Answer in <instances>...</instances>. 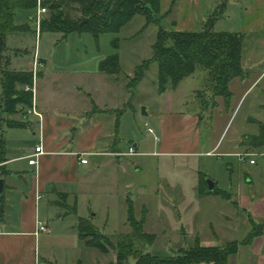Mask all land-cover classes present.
<instances>
[{"label": "rangeland", "instance_id": "374dc122", "mask_svg": "<svg viewBox=\"0 0 264 264\" xmlns=\"http://www.w3.org/2000/svg\"><path fill=\"white\" fill-rule=\"evenodd\" d=\"M35 1L33 8L16 12L14 24L17 29L6 35L4 64L9 71H34L44 75L43 78L39 76L41 79L36 77L33 88V93L39 101H76L83 99L90 101L86 93L85 95L76 93L80 91L77 88L79 87L87 92L94 90L92 99L99 102L105 101L110 105L117 103L124 105L127 102L128 113L122 118L125 131L123 133L125 142L122 143V150L126 151L130 144L136 143L139 145L140 151L147 155L156 151L158 139L161 138L162 134L160 132V116L164 113L165 104L169 105L172 97H175L174 113L183 112L189 114V117L194 114L200 115L198 118L202 119L200 126L202 130L199 131L202 135L204 151H209L212 142L218 139L224 140L223 148L228 147L239 134V130L243 129L244 119L248 115H250L249 121L258 127L256 121L261 120L254 116L253 110L249 109L252 100L248 99L237 109H232L233 106L225 105V102H222L225 98L220 96L216 97L218 100L215 104L212 100V92L208 87V77L205 75L206 78L204 79L205 76L202 71L204 69L201 67H198L194 74L181 80L175 92L171 89H168L167 93L159 91V67L156 62L148 67L141 81L135 82L137 68L144 61L152 59L154 56L153 47L157 41L160 28L165 31L176 30L171 23L173 16L161 13L157 4L154 5V12L149 10L148 4L140 0H135L134 10L131 7L118 5L114 8V15L108 20H104L99 14L86 15L82 12L81 4L73 2L66 9L69 17L75 20L79 19L82 24L89 25L99 35L97 38L89 31L68 34L69 29L67 28H65L67 33L54 29L55 24L50 21V10L38 25L35 19L40 7V0ZM220 1L203 0V8L207 10V4H209L208 9L211 10L213 4L216 3L213 11L211 10L209 13L214 14ZM226 1L228 12L225 11L218 18L214 29L229 32L240 30V14L245 7H248V2L246 1L242 8V4L237 3V0ZM43 2L44 0H41V4ZM162 2L164 3V0ZM126 16L128 17L126 18ZM165 19L169 21V24L164 22ZM63 20L65 19L63 18ZM204 22L199 23L198 28L195 29L199 31ZM106 24L113 32H104ZM60 26L61 29L66 27L63 23ZM186 27L190 26L181 24V31H187ZM260 35L262 34L253 33L252 30L244 36L242 66L245 72L251 74L250 77L254 79L264 70V57H262L264 56V38ZM116 38L119 43L118 48L114 47L113 44ZM115 53L120 56V73L107 74L104 81L102 76L92 77L88 80V75L91 72H99L100 61ZM84 71L85 75H83ZM238 82L239 77L231 84V90L234 93L232 102L238 99L241 92L242 85ZM67 85L70 86L65 88ZM102 87L107 88L104 90ZM2 94V74H0V127H5V129L8 127L13 130L10 134L3 133L5 136L0 132V137H5L6 145L10 149H21L20 145L24 148H34L35 140L34 137L32 138L34 135H28L30 133L25 127L9 126L11 118L4 111ZM262 99L264 100V96ZM218 105L217 114L214 113L215 115L211 120V114ZM143 107H145L146 114H143ZM233 111L235 113L231 120ZM26 112L27 108L24 113L15 115L14 118L20 120L31 118L32 115L26 114ZM25 114L26 117H24ZM210 120L213 130L207 131L204 124H209ZM188 124L179 125L182 136L194 137L197 133L193 132L190 129L192 128L191 125L189 128ZM177 126H170L169 132L172 134L174 129L178 131ZM149 127L153 128V132H149ZM249 137H253V135ZM240 140L246 142L247 138L244 139V136H241ZM250 148L245 150L244 154L248 153L246 158H249V161L250 159H257L256 165H251L249 162H239V157L236 154L223 155V159L217 156L160 155L155 157L158 158L156 160L151 156H146L145 158L149 161L143 162L144 173L139 175L138 184H145L143 179L153 177L155 169L158 167L157 170L159 169L161 176L167 177L174 183L179 182L184 185L189 210L188 212L184 211V214L181 212L184 197L177 194L181 190L161 181L158 192L154 191L152 196L140 201L137 200L134 203V214L138 220L142 217L141 213L144 206L148 205L149 213L146 215L144 230L147 233L157 235L153 245L140 243L137 246L142 248L141 250L144 252L170 255L190 247L196 238H199L204 245H223L225 242L236 241L239 243L240 249L238 254L230 259V264H256V255L249 252V245L242 243L245 242L249 234L264 228V220L254 218L250 211L240 205L237 195L234 193L236 192L234 189L236 184H240L239 181L246 182L253 178V182H246V186H250L253 192L258 191L261 183H264V147L260 149ZM260 152L262 153L260 154ZM14 154L16 153L13 151L9 156ZM142 158L144 157H138L136 163L139 164ZM152 160L157 165H154ZM4 163H0L1 176H4L7 171ZM229 166H233V169H229ZM108 172L107 166L104 169L101 168L100 175H97L96 187L97 192L105 196L106 202H110L109 206L101 202L99 197L89 199L84 194L77 199V206L73 204L74 201L72 200L73 206L70 207L65 204L66 197L64 194H58L57 206L59 213L63 215L61 218L53 217V228L56 224V230L52 234L53 239L50 242L47 240L41 242V255L48 261H46L47 264H117L114 249L110 253L104 254L96 248L88 247L80 240L77 231L79 219L84 217L94 221L93 223L99 227L101 233L105 234L114 245L118 244L120 235L132 232L131 224L128 221L130 195L122 193V199L125 200L124 214L122 215L117 204L118 197L106 196L110 195L111 189L108 188V185L112 175L110 174L111 176L106 178ZM201 176H205L206 180H213L217 190L227 188L231 191L221 189L218 190L219 193L210 195L198 194L202 198L198 202L194 199V187L197 182L196 178ZM206 188L208 189V185ZM107 210L110 212L109 216ZM95 214L96 216H92Z\"/></svg>", "mask_w": 264, "mask_h": 264}, {"label": "crops", "instance_id": "0c3cea01", "mask_svg": "<svg viewBox=\"0 0 264 264\" xmlns=\"http://www.w3.org/2000/svg\"><path fill=\"white\" fill-rule=\"evenodd\" d=\"M162 1L160 10L163 14L169 10L175 1L170 15L173 16L171 23L175 22L172 27L176 30H181V24H187L190 26L185 28L187 31H193L198 28L199 23L206 21L216 4H213V9L211 10L208 9L209 4H207V10H205L203 8V0H164V3ZM246 1L248 2V7L241 11L239 18L240 30H234V32L248 34V32L253 30V33L262 34L260 36L264 38V0H237V3L242 4L243 8ZM226 11L228 12L227 8ZM164 22L169 24L166 19ZM194 31L197 30L195 29ZM259 58L261 59V57ZM202 71L204 76L207 75V72ZM83 75H85V71ZM105 75L107 74L100 71L91 72L88 75V80L92 77L102 76L104 81ZM250 75L246 72L244 75L246 79L239 77L238 83L242 85V88L238 99H236L237 102L236 100L231 101L234 95L233 90H231V84L236 78L230 82L232 93L230 100L226 101L224 99L225 101L223 100L222 102H225L228 107L233 106L232 109H237L250 99L252 102L249 109L253 110L252 112L256 118L264 122V100L262 99L264 96V83L262 84L264 81V70L259 73L256 79L250 77ZM40 76H42L41 78L44 77V75ZM37 77L40 78L39 76ZM69 86L67 85L65 88ZM77 88L80 91L76 93L81 95L86 93L90 101L87 99L86 101L85 99L76 101H39L38 97L34 95V106L42 114V117L29 113V109H27L26 114H30L32 117L22 121L26 122L25 128L30 133L28 135H34L32 138L34 137L35 147L24 148V146L20 145L21 149L16 150L7 146V161L4 163L7 171L4 176H1L2 170H0V178L4 179L5 182L2 192L4 213L0 217V264H47L48 261L41 255V242L42 240L50 242L53 239L52 234L56 230V224L53 228V217L58 216L61 218L63 215L59 213V207L57 206L58 194H64L66 197L65 204L70 207L73 206L72 200L74 201L73 204L76 205L79 196L84 194L89 199L99 197L101 202L109 206L110 202H106L105 196L98 193L96 187L97 175H100L101 168L104 169L105 166L109 170L106 178L110 174L112 175L111 182L108 185V188H111L110 195L106 196L118 197L117 204L119 205L120 214L122 213L123 215L125 200L122 199V193L130 195V200L135 203L137 200L140 201L152 196L154 191L158 192L161 181H165L169 186L173 185V188L181 190L180 193H177L184 197L181 212L184 214V211L188 212L189 210L187 208L189 205L186 202L184 185L179 182L174 183L167 177L161 176L159 169L157 170L158 167H156L153 177L143 179L145 184H138L139 177L144 173L143 162L147 163L149 161L145 158L146 156H151L156 160L158 158L155 157L160 155L217 156L223 159V155L236 154L239 157V162H249L251 165L257 164V159H255L254 163H251L249 158L242 160L239 156V153H244L245 150H249V147H251L250 149L253 148L249 144V136H255L259 133V127L249 121L250 115L244 119L243 129L239 130V134L228 147L223 148L224 140L218 139L212 142L209 151H204L202 135L199 131L202 130L200 127L202 119L198 118L200 115L194 114L189 117V114L183 112L174 113L175 97H172L169 105L165 104L164 113L160 116V132L162 134L161 138L158 139L156 151H153L151 155H147L145 152L140 151L138 144L134 143L129 145V149L131 146L135 147L138 154L132 155L129 154V149L126 151L122 150V143L125 142L122 118L128 113L127 102L124 105H119L118 103V105H110L105 101L99 102L96 99H92V94L95 93L93 89L92 92H87L79 87ZM106 88L102 87L104 90ZM176 89L171 90L175 92ZM212 100L216 104L218 99L212 97ZM218 107L219 105L211 114V120L217 114ZM234 113L235 111L230 117L231 120ZM19 114L21 113L9 114L8 116L11 118L10 120L18 121L20 119H16L14 116ZM26 114L24 117H26ZM211 120L209 124H204V128L207 131L213 130ZM187 123H189V128L191 125L192 128L190 129L197 133L194 137L190 136L187 138L182 136L181 126L179 125ZM175 125H178V131L174 129L171 134L169 127ZM12 131L8 127L7 129L0 127L2 134H10ZM3 135L5 136V134ZM241 136H244V139L247 138V141L240 140ZM40 144L42 149L40 152H36L35 148ZM13 151L16 154L9 156ZM36 153L37 155L33 157V154ZM256 153L259 152L256 151ZM140 156L144 158L137 164V159ZM31 158L36 160L35 164L29 162ZM82 159H87L88 161L83 163L81 162ZM153 163L157 165L156 162L153 161ZM229 169H233V166H229ZM247 174L246 176H248ZM196 181L194 199L200 202L199 200L202 198L198 195L199 178H196ZM253 181V178H250V181L246 182L250 183ZM239 182L241 185L239 183L236 184V188H234L236 192L234 193L237 195L240 205L250 211L254 218L264 220V183H261L258 191L253 192L250 186H246V182ZM220 189L231 191L227 188ZM118 190L121 191L118 192ZM147 206L144 207L148 209ZM107 214L109 216V210H107ZM92 216H96V214ZM40 223L46 224L48 231H40ZM249 252L256 255V264H264V232L251 242Z\"/></svg>", "mask_w": 264, "mask_h": 264}, {"label": "trees", "instance_id": "16d2710c", "mask_svg": "<svg viewBox=\"0 0 264 264\" xmlns=\"http://www.w3.org/2000/svg\"><path fill=\"white\" fill-rule=\"evenodd\" d=\"M148 4L149 10L154 12V5L161 6V0H140ZM35 0H0V72L2 74V103L7 114L24 113L25 109L34 106L33 88L35 79L40 74L34 71H9L4 64V51L6 47V35L16 31L14 24L17 11H26L34 7ZM73 2L81 4L82 12L86 15L94 16L99 14L104 20H108L114 15V8L118 5L131 7L135 0H44L43 5H47L50 10V21L55 24L54 29L67 33L92 32L95 37H99L93 29L79 19L69 17L68 9ZM46 3V4H45ZM175 1L165 13L171 15ZM157 8V9H158ZM227 8V1L221 0L215 10L203 23L199 31H165L160 28L157 41L153 47L154 56L152 59L144 61L136 71L135 82L141 81L145 76L148 67L156 62L158 64V87L161 93L168 89H176L180 81L185 77L195 73L198 67L204 69L208 74V87L212 92V97L222 96L229 101L232 93L230 82L237 77H244L245 70L242 66L244 51V33L216 31L215 25L220 16ZM128 16H126L127 18ZM63 18L65 20H63ZM64 21V22H63ZM103 21L101 20V23ZM66 27L61 29V24ZM100 23V21H99ZM175 22H173L174 24ZM71 27V28H70ZM104 32H113L106 24ZM101 33V32H100ZM99 33V34H100ZM114 47L118 48L119 43L116 38L113 41ZM120 56L118 53L107 56L99 63V71L108 75L119 74L121 71ZM27 113V112H26ZM259 133L249 138L253 148L264 147V123L256 121ZM10 127H25L26 122L22 120L9 121ZM6 140L0 137V163L7 161ZM248 154V153H247ZM248 157V155H247ZM200 185L198 194L219 193L216 189L210 192L206 188L207 180L205 176L199 177ZM3 193L0 195V217L4 213ZM134 202L128 203V221L132 232L120 235L118 244L112 241L103 233L97 225L89 218L81 217L77 224L78 236L88 247L98 249L104 254L115 250L117 264H230V259L237 255L240 245L236 241L225 242L223 245H203L199 238H196L193 245L186 247L174 254L159 255L151 252H144L137 245H153L157 239L156 234L147 233L144 230L146 215L148 210L143 208L141 219H136ZM264 232V228L249 234L242 244L250 245L253 239ZM241 244V245H242Z\"/></svg>", "mask_w": 264, "mask_h": 264}, {"label": "built area", "instance_id": "2783aa9c", "mask_svg": "<svg viewBox=\"0 0 264 264\" xmlns=\"http://www.w3.org/2000/svg\"><path fill=\"white\" fill-rule=\"evenodd\" d=\"M47 12H49L48 7L45 6V5H43V4H41V0H40V7H39V10H38L36 19H35L36 20V23L38 25H40L42 18H44L45 14ZM29 113H34V114H37V115H39V116L42 117V114L36 110L35 106H33L31 109H29ZM149 132H153V128L149 127ZM41 149H42V145L40 144V145L36 146L35 151L36 152H40ZM129 154H132V155H137L138 154L137 151H136V149H135V147H133V146L130 147ZM36 155H37V153L36 154H33V157H35ZM247 155L248 154H244V153L239 154V156H240V158L242 160H245V158L247 157ZM87 161H88L87 159H82L81 160V162H83V163H86ZM29 162L31 164H35L36 163V160L34 158H31L29 160ZM250 162L251 163H254L255 160L252 159V160H250ZM39 227H40V231H48V226L46 224H44V223H40V226Z\"/></svg>", "mask_w": 264, "mask_h": 264}, {"label": "water", "instance_id": "95a60500", "mask_svg": "<svg viewBox=\"0 0 264 264\" xmlns=\"http://www.w3.org/2000/svg\"><path fill=\"white\" fill-rule=\"evenodd\" d=\"M143 114H146V110L145 107H143ZM4 179L0 178V195L3 192V188H4ZM207 183H208V189L210 192H213L216 186V183L211 180V179H207Z\"/></svg>", "mask_w": 264, "mask_h": 264}]
</instances>
